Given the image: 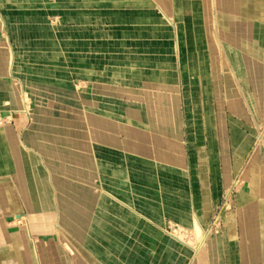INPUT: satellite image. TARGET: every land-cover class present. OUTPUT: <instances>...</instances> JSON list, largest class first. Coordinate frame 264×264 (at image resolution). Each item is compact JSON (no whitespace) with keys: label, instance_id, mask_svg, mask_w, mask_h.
I'll list each match as a JSON object with an SVG mask.
<instances>
[{"label":"crops","instance_id":"obj_1","mask_svg":"<svg viewBox=\"0 0 264 264\" xmlns=\"http://www.w3.org/2000/svg\"><path fill=\"white\" fill-rule=\"evenodd\" d=\"M187 1L198 69L204 73L212 63L213 69L218 67L211 55L213 45L204 35L215 25L222 48L231 55L225 52L228 61L239 67L237 72L235 66L233 81L225 73L223 99L217 92V103L209 100L207 111L200 110L198 131L195 117L191 126L186 118L182 72H175L176 82L169 86L89 72L79 77L86 82L80 88L68 78L70 89L57 90L60 96L29 91V102L21 101L19 87L26 89L27 80L10 74L13 54L8 56L0 31V264H85L80 256L72 258L70 244L62 237L82 246L92 228L100 232L93 239L122 241L91 252L100 264H124L129 256L134 264H165L167 255L169 264H199L182 247L196 250L198 241L176 230L169 233L181 246L154 226L168 234L158 225H189L193 216L194 237H209L213 211L232 177H238L239 188L230 212L218 219L219 230L212 247L202 253V263L264 264V146L260 155L248 157L255 144L252 130L264 128V86L261 75L247 72L243 64V56L252 60L257 48L264 47V0H220L216 7L215 0H208L207 12L204 4L198 7L203 0ZM52 12L48 10L46 17ZM205 16H211L210 24ZM2 17L14 45L13 34L20 25L10 14ZM106 21L107 30L102 28ZM106 21L87 24L86 33L95 34L92 39L86 35V40L109 49L117 42L122 48L135 47L139 38L124 41L118 35L120 28L134 32V24L116 28ZM73 23L70 28L77 26ZM139 24L150 31V26ZM261 57L258 62H264ZM215 110L216 116L211 114ZM189 127L195 136L192 143Z\"/></svg>","mask_w":264,"mask_h":264},{"label":"rangeland","instance_id":"obj_2","mask_svg":"<svg viewBox=\"0 0 264 264\" xmlns=\"http://www.w3.org/2000/svg\"><path fill=\"white\" fill-rule=\"evenodd\" d=\"M46 1H49V4H47ZM219 1L220 0H215V7ZM161 2L162 3H158V1L155 0H0V31L5 35L8 56L10 51L13 54V64L10 74L12 76L13 74H21L27 80L26 89L25 85L24 87H19L20 100L24 102L30 100L29 91H32V93L40 91L44 96L46 94L60 96L61 94H58L57 90L70 89V83L76 88H80L82 85H85L86 82L84 80L81 81L79 77H86L84 73L88 74L89 72L96 75L110 74L117 77L125 76L136 81L138 79H147L152 82L161 81L166 82L168 86L171 82H176L174 78L175 72H182L183 86L181 83H178L176 86L179 89L181 86L183 87V100L189 126H191V120L195 117L197 123H194V126L198 131L202 125L199 116L200 110L207 111L210 107L209 100H211L212 103H217V92L219 98L223 99L222 94L224 93L226 78L224 75L228 73L232 78L231 81H233L232 73L235 70V66L237 68L236 71L239 72V67L228 61L225 52L227 51L229 55V51L222 48L223 46L215 25V29H211V26H209L208 28H210L211 31L208 30L204 35L207 38V42L213 45L210 50L212 51L214 48L215 53L212 52L211 55L214 57H212V59L216 60V65H218V67L217 69H213L214 64L212 63L210 68H207V70L202 73L198 69V63L196 62L198 57L195 39L193 37L194 33L191 32L188 21L189 14L186 13L189 10V2L187 0H178L177 10L175 0H167V4H165L164 0ZM207 4L208 0H203L201 4H198V7L202 8L203 6V8L206 9L205 12H207ZM150 6L152 12H150ZM193 6L194 5L191 7ZM194 7H196V4ZM52 9L54 11L52 12L53 14L46 17L48 10L52 11ZM3 14H10L12 21L20 25L15 29V35L13 34V37L17 38L14 45L10 42V35L6 34V21L2 17ZM210 17L211 16H205V23L209 21L210 24ZM106 20L117 24L118 26H116V28L123 27L122 25L124 24H134V32L125 31L120 28L118 31L121 32H118V35L121 36L124 41H128L127 39L130 37L139 38L135 41V47L122 48V45L117 42L114 48L109 49L110 47H99L96 42L94 43L90 40H86V35L90 36L92 39L95 34L93 30L86 33L87 24L92 23V25H95L98 22L103 23V21ZM73 22H76L77 26L70 28L75 24ZM139 23H145L146 28L147 25L150 26V31L145 32L148 29L145 30ZM107 24V21L104 22L102 28L107 30ZM64 27L68 28L64 30ZM89 29H92V27ZM211 34L214 36L213 39H211ZM146 36L147 40H142ZM13 46H15V48ZM261 56H264V47L257 48V52L252 60H246L243 56L245 60L243 64L247 67V72H257V74L261 75L260 77H262L264 86V62H258L262 58ZM148 58H150V61ZM122 59L125 60L123 61ZM235 60L237 61V57H235ZM159 61H161V63ZM154 72H159L160 76L156 77L157 75H155ZM205 75L208 77V80H204L203 82L201 77ZM213 75L215 79L210 81ZM222 77H224V79ZM68 78L70 83L68 82ZM235 83L238 85L237 80H235ZM145 87L148 86L146 85ZM214 88H216L217 91H215ZM261 101L264 105V90ZM227 103L228 102H224L225 105H227ZM211 114L216 116V110ZM202 116L204 117L205 115ZM184 125L185 120L183 118V147L186 153L189 150L186 142L187 129ZM189 129V141L192 143L195 136L193 130L190 127ZM201 131H204V129L201 128L200 133ZM252 131L256 134L255 144L253 143L251 145L252 149L248 157L254 153L259 154L261 148L264 146V128L257 127ZM199 138L202 139V137ZM217 139H219V136H217ZM218 146L220 147V144ZM199 154V162L202 161L203 165L204 161L202 159L203 154L200 141ZM258 162H261V160H258ZM185 163L189 164V160H186ZM218 163L219 166L222 165L221 160H219ZM238 188V177H232L231 184L221 193L219 207L215 208L213 211L210 223L211 227L207 228L211 232L209 237L204 234L198 235L197 239L194 237L196 228L193 216L189 225H175L168 222L167 226H163L152 222L164 228L168 234H165L163 231L159 230V228L153 226L165 237L176 243L178 242L171 238L169 233L175 234V232L178 231L184 235V237H188L194 242L198 241L199 245L196 250H190L180 243L178 244L192 252L193 258L199 264H203L202 260H204V257L202 253L205 252L206 248L212 247L214 236L217 230H219L218 219H220L221 213L230 212L234 195ZM104 193L106 194L105 191ZM96 234L100 235V232L96 233L92 228V232L89 233V236L84 240L82 246L68 239H64L63 237L62 241H64L66 245L70 244L69 252L72 258L74 257V259L78 260L80 256L85 264H100L95 255L92 254L95 249L97 247L106 248L111 244H115L116 246V244L122 241L120 242L116 239L104 240L99 236L98 239H93V237L95 238V236H97ZM101 235L103 234L101 233ZM99 257L101 258V256ZM170 258L171 257L167 255L165 264H169ZM173 262L172 260L171 263ZM123 263L134 264L136 261L129 256L124 259ZM176 263L177 262H175V264Z\"/></svg>","mask_w":264,"mask_h":264},{"label":"bare ground","instance_id":"obj_3","mask_svg":"<svg viewBox=\"0 0 264 264\" xmlns=\"http://www.w3.org/2000/svg\"><path fill=\"white\" fill-rule=\"evenodd\" d=\"M69 33V32H68ZM56 42V41H55ZM74 42V41H73ZM115 56V55H114ZM67 59V58H66ZM43 64V63H42ZM12 65V64H11ZM77 65V64H76ZM38 95V94H37ZM44 96V95H43ZM52 96V95H51ZM53 97V96H52ZM57 97V96H56ZM55 97V98H56ZM29 102V101H28ZM30 105V104H29ZM26 112V111H25ZM20 113V112H19ZM110 194V193H109ZM113 198V197H112ZM165 231V230H164ZM168 233V232H167ZM179 234V233H178ZM173 237H175V238H177V236L176 235H173ZM182 237V236H181Z\"/></svg>","mask_w":264,"mask_h":264}]
</instances>
